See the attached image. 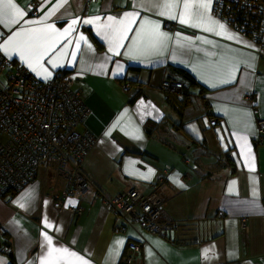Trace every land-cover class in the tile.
Listing matches in <instances>:
<instances>
[{"label":"crops","instance_id":"0c3cea01","mask_svg":"<svg viewBox=\"0 0 264 264\" xmlns=\"http://www.w3.org/2000/svg\"><path fill=\"white\" fill-rule=\"evenodd\" d=\"M38 1L39 16H34L27 0H14L27 15L18 24H0V44L22 28L52 24L62 32L73 19L80 21L42 64L51 73L48 79L60 71L73 74L74 88L91 109L78 129H89L99 140L83 171L108 197L130 188L157 189L173 222L152 233L116 216L93 189L81 198L80 214L65 202L59 208L67 181L45 162L23 189L0 194V226L5 228L0 264H41L45 233L55 247H66L89 264H127L123 257L131 241L140 244L133 264H264V141H258L264 136L258 123L264 119V31L258 41L238 31L214 11L215 0L200 27L159 15L160 9L151 6L154 0H63L47 19L60 0ZM131 12L139 17L116 55L99 25L108 16L120 19ZM96 17L97 23H83ZM209 18L224 24L227 34L217 35L220 29ZM145 19L159 23L170 37L162 51L134 50L133 38ZM0 54L48 80L19 54L9 57L2 49ZM9 69H0L6 72L1 86L8 83ZM165 78L184 82L188 103L181 109L167 98Z\"/></svg>","mask_w":264,"mask_h":264},{"label":"built area","instance_id":"2783aa9c","mask_svg":"<svg viewBox=\"0 0 264 264\" xmlns=\"http://www.w3.org/2000/svg\"><path fill=\"white\" fill-rule=\"evenodd\" d=\"M27 5L34 16H39L38 0H27ZM259 6L263 9L262 38L264 0H260ZM261 44L264 45V42ZM7 67L11 69L8 83L0 85L1 195L24 188L36 178L41 164L49 162L55 165L57 176L67 181L64 201L53 195L59 199V208L65 202L71 210L80 214L83 211L81 198L93 189L116 216L128 223L138 222L152 233L164 231L173 222L161 207L165 196L157 189L144 193L130 188L108 197L89 183L83 172V163L99 139L89 129H78L91 109L81 91L74 88L73 74L60 71L51 79L41 80L27 67L0 54V69ZM162 87L182 93L185 85L182 80L165 78ZM214 122L212 117L211 123ZM258 123L261 132H264V119L259 118ZM258 141L263 142L264 136H259ZM67 198L75 203L69 204ZM4 233L5 228L0 226V234ZM139 248V243L129 242V251L123 260L133 264Z\"/></svg>","mask_w":264,"mask_h":264},{"label":"snow or ice","instance_id":"6c2138e0","mask_svg":"<svg viewBox=\"0 0 264 264\" xmlns=\"http://www.w3.org/2000/svg\"><path fill=\"white\" fill-rule=\"evenodd\" d=\"M63 6V0L56 5V8L46 14L45 19L48 16L53 15L54 11ZM144 4H140L139 7H144ZM153 8L160 9L159 15L167 16L170 19H178L182 24H190L193 27H200L205 23L204 14L211 7V0H154L151 5ZM177 9H182L177 15ZM193 9H203L204 12H194ZM27 15L14 0H0V24L11 26L20 23V21ZM139 17L138 12L124 13L120 19L116 17L108 16L107 22L99 25L103 29L101 33L105 39L109 42V50L113 51L116 55L120 53L117 51L123 47V41L127 38V34L131 31L132 23ZM100 17H96L95 20H84L85 24L97 23ZM80 21L73 19L68 28H65L62 32L55 28V25L44 24L43 27L37 28H22L14 32L8 39L0 44V49L11 57L13 54H19L20 58L24 60L28 67L37 72V75H43L44 79H48L51 73L42 64L45 56H47L59 42V38H66L74 30L73 26ZM27 24H40L41 21H25ZM208 23L217 25L220 29L216 34H227L225 25L209 18ZM150 26V27H146ZM212 27H205V31H214ZM229 39L235 37L229 35ZM170 37L160 31L159 23H155L150 20H143L133 38V44L135 45V51L140 54H146L151 52L162 51L166 46ZM80 40H85V37L80 36ZM211 43V41H206ZM76 47L79 48V40L76 42ZM89 47H91L89 45ZM75 55V53H73ZM52 67H56L57 64L49 59L48 61ZM103 67V66H101ZM120 67V66H118ZM235 67L229 71V76L234 75ZM228 82V81H224ZM246 142V138H245ZM244 145L241 146L243 150ZM69 204H74L75 201L69 200ZM21 207L24 205L21 204ZM48 228H52L51 223L46 222ZM46 241L45 254L41 257V264H89V261L83 256L77 255L76 252L70 251L66 247H55L53 245V238L47 233L44 234ZM118 243L122 244V241Z\"/></svg>","mask_w":264,"mask_h":264},{"label":"trees","instance_id":"16d2710c","mask_svg":"<svg viewBox=\"0 0 264 264\" xmlns=\"http://www.w3.org/2000/svg\"><path fill=\"white\" fill-rule=\"evenodd\" d=\"M259 2L260 0H215L216 6L214 7V11L235 29L258 41L261 39L260 32L263 19V9L260 8ZM258 33H260V37L257 36ZM185 77L190 82H195V78L190 73L186 72ZM166 93L167 98L172 102L173 106H176L178 109H181L182 105L188 103V94L186 90L185 92L183 90L182 93L166 90ZM5 241V245L10 247L9 239L7 238Z\"/></svg>","mask_w":264,"mask_h":264},{"label":"rangeland","instance_id":"374dc122","mask_svg":"<svg viewBox=\"0 0 264 264\" xmlns=\"http://www.w3.org/2000/svg\"><path fill=\"white\" fill-rule=\"evenodd\" d=\"M16 63V62H15ZM2 73H0V78H1V76L3 77V75L5 76L6 75V72L5 71H1ZM79 128V127H78ZM84 172V171H83ZM85 174V173H84ZM29 184V183H28ZM27 184V185H28ZM23 189V188H22Z\"/></svg>","mask_w":264,"mask_h":264},{"label":"water","instance_id":"95a60500","mask_svg":"<svg viewBox=\"0 0 264 264\" xmlns=\"http://www.w3.org/2000/svg\"><path fill=\"white\" fill-rule=\"evenodd\" d=\"M174 91V89H172Z\"/></svg>","mask_w":264,"mask_h":264}]
</instances>
